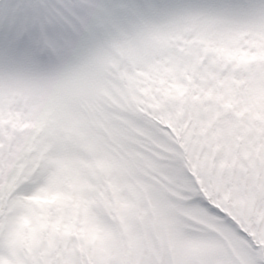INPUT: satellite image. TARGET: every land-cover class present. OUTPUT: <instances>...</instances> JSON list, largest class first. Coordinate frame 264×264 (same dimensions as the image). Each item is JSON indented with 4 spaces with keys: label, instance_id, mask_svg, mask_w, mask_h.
Here are the masks:
<instances>
[{
    "label": "snow or ice",
    "instance_id": "obj_1",
    "mask_svg": "<svg viewBox=\"0 0 264 264\" xmlns=\"http://www.w3.org/2000/svg\"><path fill=\"white\" fill-rule=\"evenodd\" d=\"M0 264H264V0H0Z\"/></svg>",
    "mask_w": 264,
    "mask_h": 264
}]
</instances>
